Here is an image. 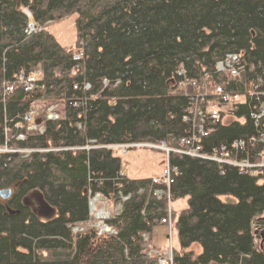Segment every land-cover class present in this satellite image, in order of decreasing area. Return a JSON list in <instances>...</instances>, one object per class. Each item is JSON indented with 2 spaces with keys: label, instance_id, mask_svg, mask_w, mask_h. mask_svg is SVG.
Wrapping results in <instances>:
<instances>
[{
  "label": "trees",
  "instance_id": "1",
  "mask_svg": "<svg viewBox=\"0 0 264 264\" xmlns=\"http://www.w3.org/2000/svg\"><path fill=\"white\" fill-rule=\"evenodd\" d=\"M71 14L72 50L45 28L28 32L31 23L40 28ZM77 52L83 56L74 60ZM231 54L240 56V80L217 71ZM37 69L43 96L20 84L22 73ZM191 82L205 93L215 85L241 97L255 86L264 93V0H0V148L14 150L0 151V190L12 189L0 198V264H153L144 235L165 217L167 195L153 194L152 178L121 175V160L107 146H178L191 130L184 89ZM41 99L61 102L63 115L46 121L42 135L25 134L22 117ZM220 109L212 120L202 106L205 149L240 141L232 155L260 162L264 117L256 128L255 106ZM224 115L232 120L224 123ZM20 133L22 141L8 138ZM168 160L177 169L170 200L187 198L175 222V264H264L253 241L264 236V167L247 172L178 153ZM33 191L54 216L30 209L25 198ZM96 193L121 206L106 220L114 232L74 233L72 226L90 221Z\"/></svg>",
  "mask_w": 264,
  "mask_h": 264
},
{
  "label": "built area",
  "instance_id": "2",
  "mask_svg": "<svg viewBox=\"0 0 264 264\" xmlns=\"http://www.w3.org/2000/svg\"><path fill=\"white\" fill-rule=\"evenodd\" d=\"M40 29V28H39ZM35 31L34 27L28 28V32ZM83 56L82 53L75 56V59L78 60ZM240 56L238 55H228L223 61L217 62L216 68L217 71L222 73H227V75L234 79H241V72L242 67L239 66ZM38 71L33 74L29 75H20V83H23L24 89L27 93H34L38 91L40 95L45 94L46 86L42 82H38L39 76ZM105 83H107L105 81ZM186 89L187 87L192 88L193 93H188L191 96L192 106L189 109L188 116L185 117L186 122H191V130L188 132L187 135L181 137L178 141V146L171 147L167 145L165 142L161 141L160 143H132V144H119V145H109L107 148L117 150L121 153H126L127 149L134 148V147H144L150 149H156L163 151L166 154L168 159L170 153H178L184 154L191 157H200L202 159H209L213 160L219 164H227L232 165L240 168H244L247 172H254L257 167H264V156L260 162L251 163L248 159L239 160L235 156L232 155L231 149L235 148L238 149V146L244 145L243 142L236 141L233 144H220L217 147H213L210 149H205V145L203 143V139L209 136L210 131L205 129V126L199 125L197 122L198 119L201 118V121L205 120V116L203 115L202 106L206 109L207 115L212 120H218L220 118V107L223 103L226 105L229 104L231 106L236 105L238 100V95H233L231 92L226 93L224 91V87L221 85H215L212 88V95L208 94L207 92H202L200 87H197L195 82H191L184 86ZM196 87V88H195ZM86 88H89V84L86 85ZM9 88H6V91ZM200 90V91H199ZM205 90V88H204ZM253 95V94H252ZM216 96L217 98H213ZM212 97L214 102H209V98ZM264 98V96H262ZM216 101V102H215ZM204 104L201 106V103ZM58 105L60 103L58 102ZM57 105V106H58ZM224 108V107H223ZM257 110L252 113V118L255 119V127L257 128L261 122V119L264 117V102L259 104L258 107H255ZM55 107H50L48 112V120H58L61 118L57 116L55 113ZM35 113L34 107L32 106L22 117V123L25 128V134L28 132L36 131L37 134L42 135L45 131V127H37L36 123H32V117ZM36 114V113H35ZM199 116V117H198ZM25 134H17L16 140H24ZM255 138L252 139V141ZM0 151H14L9 150L7 147L0 148ZM22 152V151H21ZM177 175V169L172 168L167 164V167L164 169L162 175L160 177H156L152 179V185L155 187V194L158 198L164 197L167 195L168 202L170 201V185L173 183V177ZM167 191V192H166ZM98 194V193H96ZM128 196L122 197L123 200H126ZM171 211L168 209L167 216L163 217L160 221L161 223H167L169 226L172 225L171 219ZM104 217V216H103ZM105 228L99 229L98 233H113L114 231L104 225ZM254 228V226H253ZM151 250L148 249L147 252L151 257L155 258V264H175L173 260V254L171 250Z\"/></svg>",
  "mask_w": 264,
  "mask_h": 264
},
{
  "label": "rangeland",
  "instance_id": "3",
  "mask_svg": "<svg viewBox=\"0 0 264 264\" xmlns=\"http://www.w3.org/2000/svg\"><path fill=\"white\" fill-rule=\"evenodd\" d=\"M75 21H76V14H71L66 17H63L60 20H56L53 22H47L44 27H36L34 24H30L28 28L34 27L35 31L41 30V28H45L48 30L55 39L64 46L67 49H74L77 41L76 37V26H75ZM34 32V30H33ZM80 54L77 52L75 54L78 55ZM74 56V60L75 59ZM37 71L40 73V70L37 69ZM38 73L39 78H41V74ZM22 75H24L22 73ZM242 79V78H241ZM238 80V79H237ZM240 80V79H239ZM251 78H246L244 80V83H246V86L249 84V81ZM24 89L23 83H20ZM251 84V82H250ZM196 88V87H195ZM184 89L188 93H193L192 88L187 87V89L184 87ZM212 89L210 87L207 88L206 92L211 91ZM263 90V89H262ZM262 90L259 89V87H254V89H251L250 91V97L246 96H238L237 104H244L247 103L248 105H253L255 107H258L259 104L264 102V98L262 95L264 93ZM25 91V89H24ZM200 91V90H199ZM201 91H203L201 89ZM25 93H27L25 91ZM38 95L40 93L38 91L34 92ZM28 94V93H27ZM253 94V95H252ZM44 95V94H43ZM40 95V96H43ZM250 101V102H249ZM59 101H54V100H48V99H41L38 100L37 102L33 103L32 106L34 107L35 113L33 115V119L31 121L32 123H36L37 127L44 126L46 121H48V112L47 110L52 106L55 107V113L57 114L58 117L62 116L63 113V106L60 103L58 105ZM58 105V106H57ZM74 106H76V102L73 103ZM224 109H227L226 106H224ZM253 113V112H252ZM221 115V114H220ZM232 118L228 115H224L222 118V121L224 123H228L231 121ZM27 134H37L36 131L33 132H28ZM39 135V134H38ZM17 135H9L8 138L15 137L16 139ZM22 150V149H21ZM25 151V150H23ZM22 151V152H23ZM29 152V150L25 151ZM114 155L119 157L121 160V166H120V172L122 175H124L127 178H156L157 176L160 177L164 171V169L167 167L168 164V159L166 157V154L163 151L156 150V149H150V148H144V147H134L131 149H128L126 153H121L117 150L113 151ZM163 169V171H162ZM155 192V189H153V194ZM156 196V195H155ZM25 203L30 207V209L40 218L46 219L50 216H54L55 212L46 205L45 201L43 200L41 194L38 191H33L29 195L26 196L25 198ZM89 210H90V215L91 219L88 223H86L83 226H72V231L74 233L81 232L83 230L86 231L87 228L95 227L97 231L99 229L105 228L104 225L109 227L106 224V220L113 216L116 211H118L120 204H117L116 206L113 205V203L109 200H107L105 197H103L101 194H94L89 196ZM172 208L175 213H179L180 210L186 207V199H178V200H173L172 201ZM104 216V217H103ZM167 216V215H166ZM171 217V216H170ZM173 218V217H172ZM264 218L263 216H260L259 219ZM175 219V218H174ZM173 222V221H172ZM161 221L159 222L158 225H155L150 232V234H145L144 235V241L146 244V248L155 250L153 245L157 246L158 250H164L166 251V247H169V227L166 224H160ZM255 227V226H254ZM257 229V228H255ZM260 229L264 230V226L261 227ZM172 246L174 249L178 248V235H177V230L174 224L172 225ZM108 233V232H107ZM100 234V233H99ZM151 235V239H150ZM255 238L253 241H255L256 245V250H262L264 251V246H261L262 243L264 242V236H260V234H255ZM161 246V247H160ZM157 250V251H158ZM146 254L149 258L151 256L148 254L146 251ZM155 264V258H154V263Z\"/></svg>",
  "mask_w": 264,
  "mask_h": 264
},
{
  "label": "crops",
  "instance_id": "4",
  "mask_svg": "<svg viewBox=\"0 0 264 264\" xmlns=\"http://www.w3.org/2000/svg\"><path fill=\"white\" fill-rule=\"evenodd\" d=\"M109 149V148H108ZM113 151H115V150H113ZM121 171V170H120ZM162 171H163V169H162ZM121 173V172H120ZM161 173H163V172H161ZM122 175V174H121ZM160 176V175H159ZM158 177V176H157ZM154 178V177H153ZM131 179V178H130ZM132 179H143V178H132ZM186 199V207H187V198H185ZM172 201L170 200L168 203H167V211H168V209H170V211H171V219H172V225L174 224V226H175V222H176V218H177V215L182 211V210H184L185 208H183L182 210H180V212L177 214V213H175L174 212V210H173V208H172ZM121 207V206H120ZM120 207H119V209H118V211H116V213L117 212H119L120 211ZM167 211H166V215H167ZM173 213L175 214V219H174V217H173ZM165 215V216H166ZM173 217V218H172ZM160 224H167V223H160ZM168 225V224H167ZM172 225H168V227H169V237H170V239H169V247L167 248L166 247V249L165 250H171L172 251V254H173V251H178L179 249H180V246H179V241H178V248L177 249H174L173 248V246H172V230H171V228H172ZM176 227V226H175ZM177 230V229H176ZM177 235H178V232H177ZM150 239H151V235H150ZM155 248H157V249H160V248H158L157 246H155V245H153ZM161 247V246H160ZM192 248L197 252V253H199L200 251H201V249H200V247L199 246H197V245H193L192 246ZM162 250V249H161Z\"/></svg>",
  "mask_w": 264,
  "mask_h": 264
},
{
  "label": "water",
  "instance_id": "5",
  "mask_svg": "<svg viewBox=\"0 0 264 264\" xmlns=\"http://www.w3.org/2000/svg\"><path fill=\"white\" fill-rule=\"evenodd\" d=\"M11 195H12V189L11 188L0 190V198L3 200L9 199ZM261 220H264V219L261 218ZM261 246H264V242L262 243Z\"/></svg>",
  "mask_w": 264,
  "mask_h": 264
}]
</instances>
